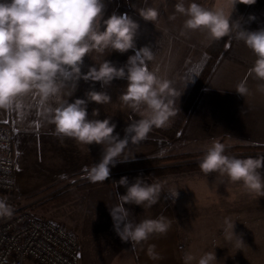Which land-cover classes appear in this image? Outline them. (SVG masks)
Masks as SVG:
<instances>
[{"label":"clouds","instance_id":"clouds-1","mask_svg":"<svg viewBox=\"0 0 264 264\" xmlns=\"http://www.w3.org/2000/svg\"><path fill=\"white\" fill-rule=\"evenodd\" d=\"M238 2L251 5L256 0H215L211 8L195 0L187 5L184 0H177L174 12L185 17L184 30L203 31L213 41L230 36L242 41L255 57L249 75L264 82V28L248 31L239 21H232L231 13ZM104 10V0H0V110L35 107L44 121L55 126L53 135L61 141L70 138L78 145H101L102 158L89 169L93 183L109 179L110 165L131 159L126 152L130 142L139 144L148 138L153 128L170 126L171 119L177 114L175 97L181 95L172 86V81L159 75L158 69H149L148 62L154 57L147 46L129 56L122 67L103 59L89 67L86 73L81 71L85 56L92 52L123 54L135 48L139 24L127 13H113L104 19ZM137 11L145 21L154 24L160 15L158 7H139ZM171 18L175 19V15ZM80 79L100 82L102 89L110 87L114 79L127 81L119 99L140 118L125 128L123 139L114 134L116 124L111 122V117L96 118L98 109H94L89 117V102L104 105L112 101L107 91L90 90L85 94L86 99L78 98L71 103L64 99L65 95L73 94ZM69 85L72 91L65 92ZM259 90L264 91V84ZM248 91L246 82H241L236 89L241 96ZM28 98L31 102L26 104ZM198 163L206 177L212 173L227 177L231 183H240L247 194L264 197V156H229L226 145L213 140ZM114 183L116 188L123 186L126 189L123 195L117 192L119 203L110 209L114 229L122 241L131 242L134 251L137 245L147 242L153 235L167 234L171 221L166 217L133 222L125 207L127 204L151 208L160 198L159 182L148 183L143 177H136L130 183L124 176ZM177 195V190L170 193L172 198ZM13 211L12 206L0 198V218L11 217ZM234 225L225 220L224 233L229 242L236 237L234 246L240 249L244 243L234 233ZM155 247L150 244L147 255L152 260L161 259ZM182 259L184 264H192L196 257L185 253ZM216 262L213 250L200 256L197 264Z\"/></svg>","mask_w":264,"mask_h":264},{"label":"rangeland","instance_id":"rangeland-1","mask_svg":"<svg viewBox=\"0 0 264 264\" xmlns=\"http://www.w3.org/2000/svg\"><path fill=\"white\" fill-rule=\"evenodd\" d=\"M140 1L132 5V8L128 5L126 11L139 24L135 45L138 50L147 46L153 51L154 58L148 62L149 69H158L159 75L172 81L174 89L181 94L175 97L176 116L171 119L170 126L161 128L169 130V133L157 132L163 137L162 153L150 157L174 158L164 163L173 170L159 177L157 181L161 184V190L169 201L170 211L176 223L178 264H184L182 257L185 253L195 256L196 260L192 261V264H197L200 256L213 250L217 258L216 264H264V246H258V236H264V197L247 194L240 183H231L227 177H217L215 173L206 177L199 166L194 164L199 162L202 156L182 159V156L197 155L205 151L213 140L220 142L223 140L222 143L225 145L245 143V140L257 143L260 140L242 138L239 135L242 134L239 129H232L233 117L226 112L224 101L222 105H218L217 114L210 108L211 85L216 81L215 72H213L214 62L210 69L203 71L209 64L204 51L205 46L210 43L207 34L203 31L184 30L185 17L174 12V5H168L171 0H145L146 2L142 0L141 3ZM115 2L116 0L110 4L108 12H104V19L114 13ZM184 2L187 5L192 0H184ZM195 2L208 8L215 5V0H195ZM149 6L158 7L160 10L155 24L145 21L137 11L139 7ZM173 15L175 19L171 18ZM178 39L184 40L185 43ZM185 45H188L189 51L191 48L190 58ZM225 53L224 50L220 55L224 56ZM199 71H203L205 75H199ZM221 75L220 73L219 77ZM201 77H204L205 83L188 115L181 120L180 116L178 118V113L195 81ZM210 113H212L211 116ZM177 119L181 120L179 123L181 125L175 135L170 130L172 126H175ZM172 134L175 135L173 139L170 137ZM34 174L35 171H28L23 164L20 165L18 176L25 184L22 189L26 188L24 192H27L25 194L27 196H17V208L49 218L74 233L80 243L84 259H89L85 264H89L87 262L91 260V253L96 246L117 247L116 251L121 253L119 249L126 245L117 235L113 220L98 218L102 211L92 213L88 209L93 203L91 198L88 199L93 187L82 192L83 188H77L79 183H74L75 179H71L47 192L32 196V193H36L47 184L58 181L44 182L46 184H41L43 186H28L33 180L31 175ZM176 190L178 195L172 198L170 193H175ZM67 191H70L71 196L62 198V194L64 195ZM51 197H57L60 200L54 202L51 201ZM94 202L96 207L105 206V200L98 202L94 200ZM225 220L235 223L234 233L244 243L240 249L234 246L236 237H233L231 242L226 239ZM24 264L34 263L26 260Z\"/></svg>","mask_w":264,"mask_h":264},{"label":"crops","instance_id":"crops-1","mask_svg":"<svg viewBox=\"0 0 264 264\" xmlns=\"http://www.w3.org/2000/svg\"><path fill=\"white\" fill-rule=\"evenodd\" d=\"M113 1L115 0L109 1L106 12L110 9V4ZM138 1L140 0H128V5L132 8V5ZM141 2L142 0L140 3ZM176 2L177 0H171L168 5H175ZM114 4L115 13L119 0H116ZM239 22L241 26L248 31H256L264 28V0H256L254 4L246 5ZM178 40L182 41L181 39ZM211 41L212 40H210V42ZM182 42L185 43L184 40ZM208 45L205 46L204 51L208 57L209 64L205 66L203 71L205 72V70L210 69L214 62L213 72H215L216 81L211 85L210 108H212L213 111L215 110L214 113L217 114L218 105H222L224 101L226 112L233 117L232 122L234 123V127H232V129H239L242 133L239 135L242 138H255L260 140L257 143L245 140L244 144L264 146V91L259 90V86L264 84V82L258 81L249 75L248 70L255 60L253 53L242 41H238L231 36L225 47L226 53L224 56L220 55L221 58H212L209 56L207 53ZM185 50L188 52L190 58L191 48L189 51L188 45H185ZM136 51H138V47L135 46L134 49H130L123 54L116 51L104 55L92 52L89 56H85L81 71L86 73L89 67L102 62L103 59L110 61L118 68L122 67L126 64L128 57L135 55ZM203 71H199L198 74L202 75L204 73ZM220 73L222 75L219 77ZM241 82H246V86L249 90L244 96L236 92L237 86ZM126 85V80L114 79L110 87L102 89L100 82H85L83 79H80L77 82L73 94L69 97L65 95L64 99H68L71 103L78 98L86 99L85 94L90 90L107 91L111 95L112 101L104 105L89 102L87 111L90 118L94 109L99 110V116L96 117L98 119L103 120L111 117V122L116 124L114 134L118 135V138L123 139L125 136V128L131 122L135 121L131 117V114L135 111L123 105L119 99ZM71 91L72 88L69 85L65 89V92ZM30 102V98L25 101L26 104ZM210 112H212V110ZM211 115L212 113H210V116ZM211 120H213V118H211ZM215 122H218V120H215ZM0 124L9 126L13 131V149L16 162V194L18 197H23L27 193L24 192L26 188H24V190L22 189V186L25 184L21 182L18 176L21 164H23L28 171H35V174L31 175L33 180L30 181L28 186L45 185L46 183L59 180L63 176H67L73 172L90 169L92 164L100 162L103 155V147L101 145L92 144L88 147L78 145L70 138H64L63 141H61V139L53 135L55 126L44 121L38 115V110L35 107L28 109L22 108L14 111L0 110ZM162 141V135L152 130L148 134V138L139 144H131L130 142L126 152L131 159L154 157L162 153V145H164ZM129 181L131 183L134 180ZM145 181L152 183L148 179H145ZM117 192L123 195L126 189L123 186L116 188V186L105 185H99L91 189L89 193L91 195L88 196V199L91 198L93 203H91L88 209L92 213H101L102 211L103 213L99 214L97 216L98 218H103L105 220L109 219V221L113 220L110 209L117 206L119 203L117 200ZM93 199L97 202L99 200H105V206H101L102 208L100 206L96 207V203ZM125 207L128 208L130 212L129 219L133 222H139L145 218L164 216L171 221V227L166 235H153L147 242L137 245L134 251L132 250L131 242H124L126 246H121L119 249L121 253L116 251L118 250L117 247L113 248L110 246L107 248V246H96L91 253V260L87 263L178 264L177 242L175 239L176 223L170 211L169 201L165 197L163 191L161 190L158 202L151 208H142L141 206L127 204ZM150 244L156 246L155 251L162 257L161 259L152 260L149 258L147 255V248ZM258 246H264L263 235L258 236ZM86 260L81 251L79 264H85Z\"/></svg>","mask_w":264,"mask_h":264},{"label":"built area","instance_id":"built-area-1","mask_svg":"<svg viewBox=\"0 0 264 264\" xmlns=\"http://www.w3.org/2000/svg\"><path fill=\"white\" fill-rule=\"evenodd\" d=\"M13 131L0 124V198L13 208L0 218V264H79L80 243L55 221L17 208L16 162Z\"/></svg>","mask_w":264,"mask_h":264},{"label":"trees","instance_id":"trees-1","mask_svg":"<svg viewBox=\"0 0 264 264\" xmlns=\"http://www.w3.org/2000/svg\"><path fill=\"white\" fill-rule=\"evenodd\" d=\"M109 1L110 0H104V3H105L104 12L106 11V9L108 7ZM127 1L128 0H119L118 7L115 11L116 14L119 15V14L126 13V11L128 9V2ZM245 7H246V4L239 3V2L236 3V5L234 6V9L232 10V13H231V20L232 21H239L241 15L243 14V12L245 10ZM229 38L230 37H225V38H222L218 41L212 40L207 47L208 55L211 56L212 58H216V57L220 56L221 52L225 50V47L227 45ZM203 75H205V74L203 73ZM204 83H205L204 77H201L195 81L194 85L192 86V88L190 90V94H189L187 100H185V102L183 103V105L181 107V110L178 113V118L180 116V118L182 120L188 115L189 110H190L192 104L194 103L196 97L200 93V90L202 89ZM131 117L133 120H137L140 118V116L138 115L137 112H134L133 114H131ZM181 120L180 119L176 120L175 126L171 127V130H170L171 133H173V134L175 133V135L177 134L178 128L181 125V124H179ZM153 131L161 132L164 134L169 133V130L161 129V128H153ZM173 134L170 136L172 139L175 136ZM204 152L205 151H203L197 155H185V156H182V159L191 158V157H195V156L196 157H198V156L203 157ZM226 154L229 156H236L238 158L264 156V146L263 145H254V144L235 143L232 145H226ZM173 159L174 158L169 156V157H161V158H139V159L127 160L125 162H120V161L116 162L115 166H112V165L109 166L110 171H111L110 177L107 181L102 182V183H100V182L93 183L90 180L89 169L77 171V172L71 173L67 176H63L57 182L47 184L46 186H44L42 189H40L36 193H32V196H36V195L42 194L44 192H47V190L53 189V188L57 187L58 185L64 184L66 181H69L71 179H75L74 183H76V182L79 183V184H77V188H83L82 192L86 189H89L92 187L94 188L98 185L115 186L114 182L119 181V179L121 177H124V176L128 177L129 180H134L136 177H143L144 179L150 180L152 183L158 182L157 179L159 177H161V176H163V175H165V174H167L173 170L172 167L164 164L167 161L173 160ZM194 164L199 166L198 162L194 163ZM64 193H65L64 195L62 194V196H63L62 198H66L67 196H69V197L71 196L70 191H67ZM56 196L58 197V195H56ZM57 197L56 198L51 197L50 199H52L51 201L56 202V201L60 200Z\"/></svg>","mask_w":264,"mask_h":264}]
</instances>
